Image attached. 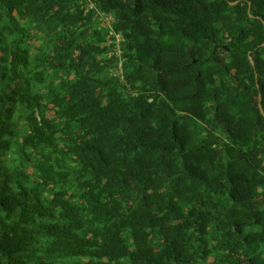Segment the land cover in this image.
<instances>
[{
  "label": "trees",
  "instance_id": "trees-1",
  "mask_svg": "<svg viewBox=\"0 0 264 264\" xmlns=\"http://www.w3.org/2000/svg\"><path fill=\"white\" fill-rule=\"evenodd\" d=\"M260 94L264 0H0V264H264Z\"/></svg>",
  "mask_w": 264,
  "mask_h": 264
},
{
  "label": "water",
  "instance_id": "water-1",
  "mask_svg": "<svg viewBox=\"0 0 264 264\" xmlns=\"http://www.w3.org/2000/svg\"><path fill=\"white\" fill-rule=\"evenodd\" d=\"M236 3H238V1H235V2H230V4H236ZM251 5V4H250ZM249 10H250V7H249ZM250 59H251V62H252V64L254 65L255 64V62H254V60L252 59V57L250 56ZM259 99H260V107H261V110L263 111V109H262V104H261V100H262V95L260 94V97H259ZM264 112V111H263Z\"/></svg>",
  "mask_w": 264,
  "mask_h": 264
},
{
  "label": "rangeland",
  "instance_id": "rangeland-1",
  "mask_svg": "<svg viewBox=\"0 0 264 264\" xmlns=\"http://www.w3.org/2000/svg\"><path fill=\"white\" fill-rule=\"evenodd\" d=\"M106 20H109V18H106Z\"/></svg>",
  "mask_w": 264,
  "mask_h": 264
}]
</instances>
